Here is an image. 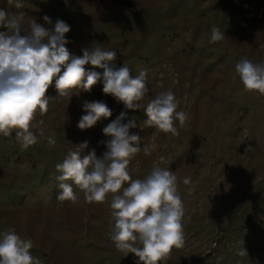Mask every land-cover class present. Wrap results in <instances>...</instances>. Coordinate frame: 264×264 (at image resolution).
Returning a JSON list of instances; mask_svg holds the SVG:
<instances>
[{"label": "rangeland", "instance_id": "rangeland-1", "mask_svg": "<svg viewBox=\"0 0 264 264\" xmlns=\"http://www.w3.org/2000/svg\"><path fill=\"white\" fill-rule=\"evenodd\" d=\"M23 4L17 10L0 0V8L25 13V29L32 19L44 23V15L53 22L64 20L71 27L66 47L74 55L99 44L116 51L117 66L127 65L133 76L147 70L150 91L142 108L127 111L137 122L130 132L141 136V147L152 143L154 148L151 155L135 154L129 172L132 179H143L157 165L173 171L185 208L184 245L158 264H264V96L246 91L235 71L241 59L264 63V0ZM213 26L224 32L222 41L210 43ZM102 87L100 81L90 92L74 90L69 100L56 98L53 82L46 95L56 99L32 121L36 144L23 149L14 132L0 134V233L15 229L22 239H31L30 251L42 264H135L138 259L132 253L124 257L110 240L111 193L103 203L89 204L73 184L77 203L56 198L55 165L85 140V153L95 149L101 155L102 129L125 111ZM169 89L179 102L177 111L189 117L184 127L176 121L178 136L144 123L149 100ZM84 100L106 102L113 115L90 129H78ZM49 136L55 145L48 144ZM248 146L251 150L245 151ZM184 178L191 183L183 184ZM243 247L248 255L237 256Z\"/></svg>", "mask_w": 264, "mask_h": 264}, {"label": "clouds", "instance_id": "clouds-1", "mask_svg": "<svg viewBox=\"0 0 264 264\" xmlns=\"http://www.w3.org/2000/svg\"><path fill=\"white\" fill-rule=\"evenodd\" d=\"M7 4L17 10L24 8L23 0H7ZM24 17L23 11L0 8V28L7 29L0 31V134L10 137L14 132V138L27 149L38 140L31 130L37 112L43 116L51 100L58 97L70 100L74 90L90 92L102 81V93L122 103L125 111L102 129L106 138L99 141L105 148L101 155L95 149L85 153L89 144L85 140L62 163L55 165L59 173L55 180L60 189L56 198L77 203L79 198L73 184L89 204L103 203L111 193L110 240L115 249L124 257L134 254L138 258L135 264L167 261L173 248L184 245L185 208L178 194V178L173 171L157 165L143 179H132L128 168L135 154L143 151L151 155L154 148L152 143L141 147V136L130 132L137 128V122L128 118L127 111L142 108L140 102L150 91L147 70L133 76L127 65L117 66L116 51L103 50L99 44L91 49L83 48L81 56L74 55L66 47L70 43L66 34L71 27L64 20L57 18L53 22L44 15V23L32 19L25 29ZM224 37L218 27L211 28L210 43L222 41ZM86 65L103 71L86 70ZM235 71L246 91L264 96V63L241 59ZM53 82L56 98L46 95ZM178 106L171 89L160 92L143 109L147 116L145 125L178 136L176 121L184 127L189 119L186 112L177 111ZM82 109L85 114L77 123L80 130L90 129L113 115V110L102 100H84ZM47 142L56 143L51 136ZM250 150L251 146L245 149ZM129 181L127 187H122ZM190 183L191 178L183 179V184ZM32 247V240L22 239L15 229L0 233V264H42L30 251ZM236 255L244 257L248 253L243 247Z\"/></svg>", "mask_w": 264, "mask_h": 264}]
</instances>
